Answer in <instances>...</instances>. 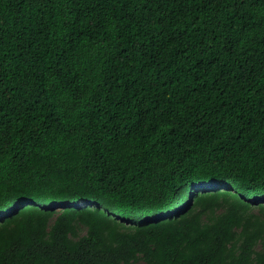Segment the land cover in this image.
Returning <instances> with one entry per match:
<instances>
[{
    "label": "trees",
    "instance_id": "16d2710c",
    "mask_svg": "<svg viewBox=\"0 0 264 264\" xmlns=\"http://www.w3.org/2000/svg\"><path fill=\"white\" fill-rule=\"evenodd\" d=\"M264 264V0H0V264Z\"/></svg>",
    "mask_w": 264,
    "mask_h": 264
},
{
    "label": "rangeland",
    "instance_id": "374dc122",
    "mask_svg": "<svg viewBox=\"0 0 264 264\" xmlns=\"http://www.w3.org/2000/svg\"><path fill=\"white\" fill-rule=\"evenodd\" d=\"M134 264H142V263L140 262V263H134Z\"/></svg>",
    "mask_w": 264,
    "mask_h": 264
}]
</instances>
